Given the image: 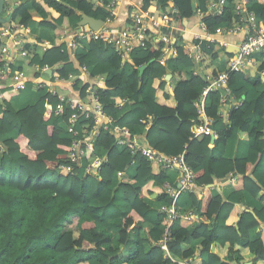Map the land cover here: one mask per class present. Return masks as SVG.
<instances>
[{"label": "trees", "instance_id": "1", "mask_svg": "<svg viewBox=\"0 0 264 264\" xmlns=\"http://www.w3.org/2000/svg\"><path fill=\"white\" fill-rule=\"evenodd\" d=\"M208 1L140 0V6L142 10L158 6L164 13L175 9L170 17L182 30L185 20L207 11ZM235 1L226 0L220 17L202 18L209 33L235 23L245 25L244 17L233 10ZM16 3L15 8L5 4L3 9L11 10L12 23L28 29L36 19L40 28L54 35V45L45 53L36 52L30 66L58 68V76L66 80L80 68L87 69L90 78L103 77L96 97L112 120L110 127L140 135L148 124L145 135H140L143 146L167 156L183 153L192 167L195 184L204 194L185 193L197 218L175 222L167 243L170 254L191 259V264H264V231L255 239L250 236L264 225V52L259 53L261 63L256 61V68L228 77V93L240 104L229 111L227 120L219 114L221 94L210 95L205 113L216 135L210 146V137L193 140L191 129L198 119L194 102L208 84L205 78L218 71L212 64L219 57L213 45L197 43L210 63L197 75L187 72V76L182 71L197 65L182 48L164 64L151 46L134 48L127 61L101 41L88 40L74 52L62 53L65 45L58 38L75 27L81 15L106 22L109 11L83 0ZM245 4L257 21L264 22V0H245ZM5 26L0 23V30ZM39 44L37 40L35 47ZM25 49L31 50L27 45ZM167 75H179L171 94L165 92ZM26 86L37 91L39 99L22 109H16L12 100L24 90L0 89L5 96L0 100V264H170L157 247L166 223L158 208L172 202L163 189L169 183L168 171L139 154L132 157L128 149L117 146L116 137L101 130L93 149L107 161L98 174L83 169L75 176L65 173L60 166L72 141L66 127L74 110L65 106L55 116L58 99L46 94L47 87ZM81 86L76 80L72 87L84 97L88 85ZM84 126L91 127L92 121L80 117L76 129ZM229 141L247 143L248 155L226 159ZM117 172H124L123 177L117 179ZM230 179H234L233 191L227 198L208 188ZM244 198L256 204L252 212L241 210ZM196 241H201L198 255L191 249Z\"/></svg>", "mask_w": 264, "mask_h": 264}, {"label": "built area", "instance_id": "2", "mask_svg": "<svg viewBox=\"0 0 264 264\" xmlns=\"http://www.w3.org/2000/svg\"><path fill=\"white\" fill-rule=\"evenodd\" d=\"M83 1L91 2L94 7L105 8L110 13V19L104 22V26L98 31H93L87 26L78 27L77 23L72 29L68 28L58 38L60 44L65 45V48L61 50L62 53L66 51L72 53L78 46L88 40L101 41L106 46L112 47L123 61H127L129 53L134 48L151 46L153 49L159 51V62L164 64L167 60L175 59L177 57V49L183 48L182 40L176 37L172 38L173 32H177L176 34L182 37L181 32L187 31L185 25L186 20L183 22L182 30H179L172 21L170 16L177 13L175 9H171L170 13H164L158 6L149 7L147 10H142L141 6H139L130 12L122 26L109 27L114 20L120 0ZM233 4L235 14L240 18L244 17L246 22L244 28L247 26L249 30L238 44L237 53L223 61L224 68L216 71L215 76L205 78L208 84L202 89V93L194 102L198 119L196 122H193L191 129L193 140H200L203 137L216 138V135L210 128L212 119L208 118L205 113L210 95L221 89L228 92L226 87L228 77L231 74L245 71L247 67L256 68L254 57L256 54L264 52V22L257 21L254 14L247 11L245 0H236ZM226 7V0H209L205 13L198 11L194 14V17L198 16L200 19L198 30L193 33L192 38L194 50L185 51L195 61L201 62L203 58L197 43L206 42L208 45H219V47L226 49L230 44L225 41H219L218 37L231 36L242 30L243 27L238 23H235L232 27L217 28L213 34L206 30L201 22L202 18L208 15L220 17ZM7 14L11 13L8 12ZM26 31L27 29L22 25L18 26L14 23H10L0 30V55L3 63L0 67V89H12L14 92H19L26 88L27 83H32L38 88L45 86L47 87L46 94L58 99V103L54 109L55 116H60L65 106L74 110L66 127V131L72 135V141L66 154L65 164L60 166V169L67 174L75 176V171L80 169H83L85 173L93 174V171H96V175L98 174L101 166L107 161L105 156H99L98 153H94L93 149L94 140L101 130L116 137L115 143L117 146L128 149L132 157L139 154L150 163L160 166L164 171L177 172L179 189H176L170 183L163 185L165 193L172 199V202L169 206L160 205L158 208V212L164 215L166 223L163 226V236L157 243V247L164 253V259L169 261L170 264H191V259L172 256L167 246V243L170 241V230L175 222L178 220L190 222L197 216L193 210L187 212L178 211L175 205L177 197L182 192L195 194L197 197H201L204 194L196 186L194 172L186 163L184 154L181 153L175 156L161 154L143 146L137 140L136 134L131 133L128 129L119 127L111 128L112 120L105 114L103 107L96 97L97 89L103 86V77L97 76L91 78L93 81L92 85L86 83L82 84V86L80 85L81 88L84 85H88L84 89V97H80V90H74L75 96H69L63 89L66 90L65 86L75 85V81L79 77L89 76L87 69L80 68V73L76 75L70 74L66 80L58 76V68L51 67L47 64L40 68L30 66V60H32L34 54L36 52L45 53L54 45V40L51 42L44 38L35 47L37 40L30 41L25 36V34L27 35ZM26 45L30 46L31 50H26ZM24 64L27 69L34 71L31 80L27 79L23 72ZM18 65H21L22 69L13 68L14 66L18 67ZM197 74L198 72L194 70V75ZM167 77L168 75L165 76V80ZM7 81H10V83ZM62 87L64 88L62 89ZM4 98V94L0 93V100ZM114 103L116 106L124 105L120 102ZM221 103H223L222 100ZM233 105L235 106V104ZM80 117L91 120L92 126H84L78 131L76 124ZM221 117L224 119L222 114ZM226 117L228 118V116ZM123 175L124 172H117L116 178L119 179Z\"/></svg>", "mask_w": 264, "mask_h": 264}, {"label": "crops", "instance_id": "3", "mask_svg": "<svg viewBox=\"0 0 264 264\" xmlns=\"http://www.w3.org/2000/svg\"><path fill=\"white\" fill-rule=\"evenodd\" d=\"M140 6V0H120L119 6L116 9V13L114 16V20L111 24V26L109 27H120L123 25V23L125 22V20L127 19V16L130 14V12L132 10H134L136 7ZM8 14L6 13V16ZM199 17L196 16L189 20L185 21V25L187 27V31L181 32V35L179 34H173L175 35L176 38H179L180 40L183 41V48L184 50H194V42H192V38H193V33L197 32L198 30V24H199ZM245 25H242V30L236 34H233L231 36H227V37H218L219 41H225L227 43H229V47L226 49H223L221 47H219V45L214 46L215 52L219 55V57L217 58L216 61L212 62V64L215 66V68H218L216 70H222L224 68L223 65V61L226 60L228 57H224L223 55V51L226 53L227 50L233 48L234 50H230V51H235V49L237 48L238 44L241 42V40L243 39L244 35L248 32V27L246 26L244 28ZM27 35L25 34V36L31 41L34 40V37H29L30 33L29 30L27 29L26 31ZM29 33V34H28ZM174 37V38H175ZM46 39V38H45ZM49 40V39H48ZM49 41H53V40H49ZM235 47V48H234ZM237 53V51L234 54H228L230 57L234 56ZM205 58H209L203 55L202 61L201 62H197L195 61V59L193 58L194 63L197 65L195 68L193 69H188L186 70L188 73H192L194 74V70L196 72H202L203 69L210 63V59H208V63L204 64ZM255 63L257 64L259 61V63H261L258 54L255 55L254 57ZM23 72L26 75L27 79H32L34 71L32 69H27L25 64L23 67ZM29 80V81H30ZM166 80H168V78H166ZM79 84H88V85H92L93 81L91 80V78L89 76H85L83 78H78ZM8 83H10V81H7ZM6 82V83H7ZM32 84V83H31ZM73 85H68L65 86L66 90L63 89L64 87H62L63 91H66L67 94H69V96H75V92L74 89L72 87ZM27 88V86H26ZM25 88V89H26ZM61 88V87H60ZM24 89V90H25ZM167 89V86H166ZM220 90H218L219 92ZM221 91H223V95H221L222 97V101L223 103H221V107H220V113L223 115L224 120H227L226 116H228V113L230 111V106H232V104L234 103L235 105H239L240 103L237 102V100L232 96L229 95L228 92L224 91V89H221ZM166 92V90H165ZM22 93V92H21ZM167 94H171L168 93ZM20 97V96H19ZM19 97L14 98L12 100V104L14 105V107L16 109H22L24 107H26L25 105H22L24 103V100L21 98L19 99ZM234 101V102H232ZM14 102V103H13ZM149 127V125H146L145 129L143 130V132L140 135H145V130ZM139 134H136L137 140L140 141V143H142L143 137H141ZM141 137V138H139ZM215 140V139H214ZM211 142H210V146H211ZM248 155V145L245 142H238V141H229L226 144V148H225V155L224 157L226 159H239V158H245ZM168 179H169V183L175 187L176 189L178 188V173L175 171H168L167 173ZM234 181V179H230L226 182H222L217 184L216 186H213L212 188H215L216 191L223 197V198H227L228 195L230 193H232L233 188H232V182ZM210 188V189H212ZM183 194V193H182ZM176 206H177V210L179 211L180 209H186V210H191L192 204L190 201L189 196L186 194L185 197H179L177 199L176 202ZM241 207V206H240ZM256 207L255 203H251V201L248 198H244L243 200V207H241V210H244L246 212H252L253 208ZM196 217H194V219H196ZM193 219V220H194ZM262 231H264V225L261 224L258 228L252 230L250 232V236L252 239H255L260 233H262ZM200 243L201 241H196L193 242L191 244V249L192 251L198 255L199 254V250H200Z\"/></svg>", "mask_w": 264, "mask_h": 264}, {"label": "rangeland", "instance_id": "4", "mask_svg": "<svg viewBox=\"0 0 264 264\" xmlns=\"http://www.w3.org/2000/svg\"><path fill=\"white\" fill-rule=\"evenodd\" d=\"M16 2H17V0H5L6 7L9 6L10 8L11 7L13 8L15 5H17ZM7 12H10V9ZM1 16L4 19L7 17L5 11L2 12ZM10 23H12V22L9 21L5 25L7 26ZM28 30H29V33H30L29 37H34L33 39H36V40H39V41H42L44 38H46L47 40L48 39L49 40H53V38H54L53 32L51 30H49V29L40 28L38 26V23H37L36 19H33L29 23ZM176 33L177 32H173V34H176ZM173 34H172V38L175 37V35H173ZM208 59L205 58L204 64L208 63ZM182 73H184L187 76V71L183 70ZM178 82H179V75H175V76L169 78L167 80V85H166L167 89L165 88L166 93L167 92L168 93H172L175 85ZM263 83H264V81H263ZM21 98L24 100V103L22 105L30 106V105H33L39 99V93H37V91H35L34 89L26 88L21 93L19 99H21ZM185 196H186V194L183 193L182 197H185ZM95 205L98 206L97 203H95ZM77 236L78 235H76V234L74 235V237H77ZM128 251H129V249H128Z\"/></svg>", "mask_w": 264, "mask_h": 264}, {"label": "water", "instance_id": "5", "mask_svg": "<svg viewBox=\"0 0 264 264\" xmlns=\"http://www.w3.org/2000/svg\"><path fill=\"white\" fill-rule=\"evenodd\" d=\"M4 5H5V0H0V23L3 24V25L6 24L7 22H9L10 21V17H11V14H8L5 19L2 18L1 14L3 12ZM13 8H15V7H13ZM195 8H196L195 4H192V9L195 10ZM80 17H81L80 21L77 22V26L78 27L87 26L88 28H90L93 31H98L100 28H102L104 26V22L101 21V20H96V19L88 17L86 15H81ZM230 50H234V49L231 48V49L227 50L226 53L232 55V54H234L237 51V48L235 49L234 52L230 51ZM143 69H144V67H141L139 69V71L141 72ZM170 77L171 76L168 75L167 78L169 79ZM219 93L221 95L224 94L223 91H221V90L219 91ZM232 102H234V101H232ZM233 104H232V106H230V110H232L234 108ZM176 117H178L177 114H176ZM213 142H214V138H211V144H213ZM93 174L96 175V171H93ZM178 188H180L179 185H178ZM208 188H212V186H209Z\"/></svg>", "mask_w": 264, "mask_h": 264}, {"label": "bare ground", "instance_id": "6", "mask_svg": "<svg viewBox=\"0 0 264 264\" xmlns=\"http://www.w3.org/2000/svg\"><path fill=\"white\" fill-rule=\"evenodd\" d=\"M235 48V47H234ZM63 49V48H62ZM141 50V49H140ZM136 52V51H135ZM64 53V52H63ZM130 55V54H129ZM189 55V54H188ZM259 55V54H258ZM129 57V56H128ZM97 93V92H96ZM113 123V122H112ZM146 147V146H145ZM192 168V167H191Z\"/></svg>", "mask_w": 264, "mask_h": 264}, {"label": "clouds", "instance_id": "7", "mask_svg": "<svg viewBox=\"0 0 264 264\" xmlns=\"http://www.w3.org/2000/svg\"><path fill=\"white\" fill-rule=\"evenodd\" d=\"M21 92V91H20Z\"/></svg>", "mask_w": 264, "mask_h": 264}]
</instances>
